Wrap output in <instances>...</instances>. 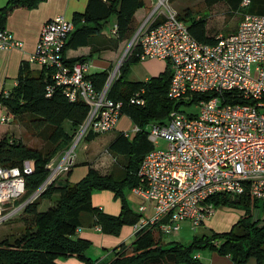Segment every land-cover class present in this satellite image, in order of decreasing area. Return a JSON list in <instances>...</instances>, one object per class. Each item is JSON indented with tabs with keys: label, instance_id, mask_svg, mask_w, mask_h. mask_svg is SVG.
Masks as SVG:
<instances>
[{
	"label": "built area",
	"instance_id": "obj_1",
	"mask_svg": "<svg viewBox=\"0 0 264 264\" xmlns=\"http://www.w3.org/2000/svg\"><path fill=\"white\" fill-rule=\"evenodd\" d=\"M154 1L151 15L131 43L138 44L139 58L168 60L172 69L168 95L172 99L188 101L189 92L214 94L197 101L198 112L175 108L166 121H151L145 126L156 145L144 155L139 167L141 183L132 191L153 200L155 210L152 215L141 213L132 224L135 235L146 228L173 233L180 230L183 221H189L193 228L202 225L214 210L213 204L205 201L216 192L240 194L248 190L264 200V13L243 12L235 31L220 32L214 42H206L191 33L178 11L167 6L168 0ZM250 3L242 1L243 6ZM157 15H164V19L152 25ZM74 26L73 19L64 14L46 21L29 62L52 68L53 82L47 85V95L58 85L71 100L82 98L90 105L75 136L76 145L90 131L104 133L116 128L123 101L107 95L117 68L110 82L99 90L86 76L91 61H67L64 48ZM22 45L7 27L0 28V50ZM144 92H135L129 101L145 104ZM8 119V114L1 116L2 121ZM142 129L134 122L122 132L132 138ZM160 138L165 141L163 147H157ZM57 159L49 163L46 180L18 204L26 190L25 174L33 171L34 160L26 159L21 165L0 164V222L22 211L58 172L74 163V153L70 148Z\"/></svg>",
	"mask_w": 264,
	"mask_h": 264
},
{
	"label": "trees",
	"instance_id": "obj_2",
	"mask_svg": "<svg viewBox=\"0 0 264 264\" xmlns=\"http://www.w3.org/2000/svg\"><path fill=\"white\" fill-rule=\"evenodd\" d=\"M43 0H8L0 6V28L6 27L9 15L17 7L33 8ZM243 0H206L209 6L216 3L226 4L233 13L239 10L264 13V0H251L246 7ZM146 0H88L84 11L73 14L74 29L70 32L64 52L79 46L90 45L87 55L68 57L67 61L89 60L99 50L95 38L105 28L108 19L116 14V36L112 45L130 39L135 33L139 21L135 12L146 5ZM178 15L188 22L189 30L199 40L214 42L218 32L208 25V16L198 15L187 9ZM164 19L157 15L152 25ZM139 46L132 45L126 59L120 67L119 74L111 81L107 95L115 100H122V112L127 113L132 120L143 129L136 132L132 138L121 132L109 145L110 151L123 155L125 169L121 174L102 172L89 161L88 172L79 180L72 182L70 174L74 164L64 167L36 196L28 202L21 211L25 229L14 237L0 240V264H63V257H78L86 264L95 261L87 256L91 241L77 234V227L82 225V213L93 215L91 225H99L105 232L119 233L125 223L133 224L141 213L135 211L129 204L125 189L141 183L139 167L144 155L154 145L148 137L145 126L153 121H163L170 112L181 104H191L202 98H209L214 93L189 92L190 97L181 100L172 99L168 90L172 79L170 65L159 74L146 80H128L125 72L132 61L140 60ZM110 70L104 69L87 73L95 87L101 90L107 83ZM53 82L51 67H32L29 60L20 65L17 83L8 91H0V103L14 116L28 115L35 129L50 126L47 148L25 143L21 137L6 132L0 136V164L21 165L26 159L34 160L33 171L25 174L26 190L22 199L30 196L47 178L51 169L49 163L68 147L77 134L81 124L89 114L90 105L82 98L71 100L61 86L56 85L51 95H47V85ZM144 89L145 104L131 103L130 97ZM10 116V115H9ZM100 133L90 131L87 140L94 139ZM59 158V156H58ZM112 189L116 197L121 196L122 208L113 214L104 211L92 202L95 190ZM45 198H54V202L45 209L39 205ZM214 207L229 205L245 210L237 222L226 231L212 230L209 233L196 234L187 242H163L157 237L155 228H146L139 232L134 241L127 246L121 244L115 248L116 256L109 262L97 264H206L198 252L203 249L216 250L220 254L230 255L234 264H245L249 258L255 257L259 264H264V221L254 217L255 210L262 207L264 200L255 197L250 191L235 194L220 191L209 196L206 201Z\"/></svg>",
	"mask_w": 264,
	"mask_h": 264
},
{
	"label": "crops",
	"instance_id": "obj_3",
	"mask_svg": "<svg viewBox=\"0 0 264 264\" xmlns=\"http://www.w3.org/2000/svg\"><path fill=\"white\" fill-rule=\"evenodd\" d=\"M8 0H0V6L4 5ZM146 5L139 7L136 12V18L139 21V24H142L152 13V4L154 0H146ZM88 0H43L39 5L33 8L27 7H17L9 15L6 27L12 32L14 38L22 40V46H14L10 49L0 50V91L8 92L13 86L17 83V76L19 72L20 65L23 61L29 60V56L35 50L37 40L39 38L43 24L48 21L50 18L54 17L57 14H64L68 18H73L75 11H84ZM247 7V6H246ZM151 9V10H150ZM114 17L113 26L110 28V33L108 32V21ZM105 24L103 33L95 38L94 42L99 47H104L103 49L97 51L90 59L91 67L89 73H94L96 71H101L104 69L110 70L112 72L113 68L115 69L114 61L116 56L119 54L120 49L126 40L121 41L118 47L112 45V38L116 36L115 29L117 26V16L116 14L112 15ZM188 24V22L186 21ZM209 25V21H208ZM239 25V24H238ZM209 27L213 29L210 25ZM238 28V27H237ZM236 28V29H237ZM235 29V30H236ZM138 30V29H137ZM214 30V29H213ZM234 30V31H235ZM233 32V31H232ZM230 33V32H228ZM133 37V36H132ZM131 37V38H132ZM91 51L90 45L79 46L77 48L70 47L66 55L68 57H74L79 55H87ZM32 67H35L31 64ZM110 76V75H109ZM8 114V111L5 106L0 103V123H4L1 120V116ZM9 121V120H8ZM6 123V122H5ZM134 121L127 114L123 113L119 119L118 125L116 128L109 130L114 131L110 136L104 138V143L106 148L109 149L110 143L122 132L123 129L132 127ZM12 125L9 126H0V136L4 135L6 132L13 134ZM107 132V131H106ZM93 140V139H92ZM103 150H99L94 155V161L92 158H87L84 161H89L93 166L98 168L102 172H106L109 168H106V162H109L108 157L105 156V153H102ZM59 155V154H57ZM61 155V153H60ZM106 157V158H105ZM83 160H75V163L72 172L70 174V180L77 181L82 178L89 169L88 163L84 164V167L81 170H77L75 166L84 162ZM105 163V164H104ZM81 164V163H80ZM104 166L106 169H103ZM132 198V202L137 201L135 204V210L144 215H152L154 213V202L151 199H148L131 189L129 195ZM94 204L96 206L102 207L106 212L117 214L120 211V202L114 200L107 191L98 192L93 196ZM17 204L20 203V200L16 201ZM15 202V203H16ZM144 205L145 209L142 211L140 206ZM245 210L240 207H231V206H222L214 207L213 213L209 215L206 220L201 225L203 227V233H206L207 228H216L219 231H226L231 229L235 222L244 214ZM21 212L16 213L14 216L18 215ZM12 216V217H14ZM11 217V218H12ZM93 220V215L90 212L82 213V228L77 232V234L84 236L95 243L93 254L95 263L109 262L116 256V250L120 249L121 244H126L129 246L137 235L134 233L133 225H125L122 229L121 235L116 236L113 234L106 233L96 228L95 225H91ZM24 221V220H23ZM189 222V221H187ZM191 227V224L189 222ZM18 227H22V224H19ZM182 228V226H181ZM180 228V230H181ZM179 230V231H180ZM177 232V231H176ZM173 233H163L155 228L156 236L163 242H170L171 237L167 238L166 241L163 239L164 235H174L179 232ZM179 236V235H178ZM122 240V241H121ZM191 240V239H190ZM93 247V246H92ZM91 255V253L89 252ZM198 256L206 264H234L230 255L220 254L216 250L203 249L198 252ZM63 264H85L80 262L74 257L59 259ZM245 264H259L255 257L249 258Z\"/></svg>",
	"mask_w": 264,
	"mask_h": 264
},
{
	"label": "rangeland",
	"instance_id": "obj_4",
	"mask_svg": "<svg viewBox=\"0 0 264 264\" xmlns=\"http://www.w3.org/2000/svg\"><path fill=\"white\" fill-rule=\"evenodd\" d=\"M84 1V0H83ZM156 5V1L153 2L151 9L153 10ZM167 6H171L175 8L178 12L183 13L187 9H190L192 12H195L198 15H206L208 16V21L209 25L216 30L218 33L223 32V33H228L234 31L237 27L238 24L240 23L242 16H243V11L239 10L236 12H231L229 8L226 6V4L222 3H216L213 6H209L206 2V0H168ZM163 9H165L164 6H162ZM150 9V10H151ZM113 20L114 17L108 21V32L110 33V28L113 26ZM141 24L138 25L137 29L140 27ZM136 29V31H137ZM135 31V32H136ZM135 34V33H134ZM133 34V35H134ZM131 38L126 40V42L123 44L122 48L119 51V54L116 56V59L113 64H115V69L117 68L116 75H114L113 79L119 74L120 72V67L123 61L126 59V55L131 48L132 44L130 45L128 51L124 55L126 49L128 48L129 42ZM169 62L168 60L165 59H159V58H147V59H140L137 61H132L130 62L126 72H125V78L128 80H146L147 78L159 74L162 70H164L168 66ZM170 65V64H169ZM113 68L112 72L110 75H112L115 71ZM180 109L183 110L186 113H195L198 112L200 109V106L197 102H193L191 104H186L183 103L180 106ZM10 119L7 121H4V123H0V126H9L10 124L12 125V130L13 134L17 137H21L25 143H28L33 146H38V147H44L47 148L49 145L48 142V133L50 131V126H44L40 129H35L32 127L28 115H19V116H14L12 113H9ZM168 119V116L164 118L163 121H166ZM153 121H160L158 119L153 120ZM6 122V123H5ZM11 130V131H12ZM114 131H107L104 133H100L97 135L93 140H87L85 137L80 139L78 143L75 145L74 142L76 140V137H74L73 141L68 145V147L64 148V150L59 152V155H56L52 160L55 162L58 161L59 158H61L62 154H64L67 150L71 148L72 153H74V163L75 160H86L87 158H92V161H94V155L99 151L103 150L102 153H105V156L108 157L109 162H106V168H109L108 171L106 172H114V174H121L124 172L125 169V163H124V156L123 155H117L114 154L110 149H107L104 143V138L110 136ZM10 133V132H9ZM155 143L153 142V145ZM75 145V146H74ZM156 145V144H155ZM165 146V141L164 139L160 138L159 144H157V147H163ZM74 148V149H73ZM73 149V150H72ZM61 153V155H60ZM105 157V158H106ZM81 163V164H80ZM78 163L75 168L77 170H81L84 167V162ZM105 164V163H104ZM103 169H106L104 166H102ZM72 182H75L71 180ZM107 191L109 194H111L112 198L116 200L117 202H120V206L122 208V198L121 196L116 197L115 193L112 189H100V190H95L92 194V202L94 201L93 196L95 197V194L98 192H105ZM125 195L128 199V202L130 206L135 210V200L132 202V198L129 196L131 193V189H125ZM23 199L21 198L20 201ZM54 202V198H45L42 200L40 203L39 207L40 209H45ZM136 205L137 201L135 202ZM94 204V202H93ZM97 205V204H94ZM222 206H229V205H221L218 207ZM233 207V206H231ZM120 208V210H121ZM119 210V211H120ZM137 210V209H136ZM135 210V211H136ZM21 212V211H20ZM110 213V212H108ZM116 214V213H115ZM21 213L18 215L9 218L5 221L0 222V240L6 238V237H14L18 235L21 231L25 229V223L23 221V217L20 216ZM260 216L261 218H264V209L262 207L257 208L254 213V217ZM19 224H22V227H18ZM125 225H132L131 223H125L119 233H110L106 232L109 234H113L116 236H120L122 229ZM103 231L102 229H100ZM212 230H217L216 228H207L205 230L206 233L211 232ZM203 227L197 226L196 228H193L192 226L190 227L189 222L183 221L182 222V228L181 230L177 231L179 233L168 236L164 235L163 239L170 238L173 239L171 241H180L182 243H187L190 241V239L193 238L194 235L196 234H201L203 233ZM219 231V230H217ZM105 232V231H104ZM179 235V236H178ZM90 240V239H89ZM91 245L87 249V256H89L91 259L94 260L96 257L95 254H93V249L95 246V243H93L92 240ZM122 241V240H121ZM93 246V247H92ZM91 253V255L89 254ZM94 256V258L92 257ZM74 257V256H72ZM66 258H71V257H61L60 259H66ZM80 262H83L86 264L85 261L81 260L78 257H74Z\"/></svg>",
	"mask_w": 264,
	"mask_h": 264
},
{
	"label": "water",
	"instance_id": "obj_5",
	"mask_svg": "<svg viewBox=\"0 0 264 264\" xmlns=\"http://www.w3.org/2000/svg\"><path fill=\"white\" fill-rule=\"evenodd\" d=\"M135 35H136V32H135V34L133 35V37L131 38V40H130V42H129V45H128V48L126 49L124 55H125L126 52L128 51V49H129L131 43L133 42V40H134V38H135ZM110 79H111V76L108 77V82H110Z\"/></svg>",
	"mask_w": 264,
	"mask_h": 264
}]
</instances>
